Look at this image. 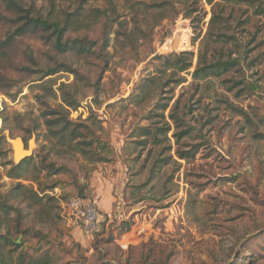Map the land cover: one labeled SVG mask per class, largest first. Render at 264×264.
Listing matches in <instances>:
<instances>
[{"label":"rangeland","instance_id":"rangeland-1","mask_svg":"<svg viewBox=\"0 0 264 264\" xmlns=\"http://www.w3.org/2000/svg\"><path fill=\"white\" fill-rule=\"evenodd\" d=\"M20 1L44 18L78 13L63 41L87 39L95 48L89 56L60 54L39 32L18 38L0 59L5 263L48 254L51 264H264V13L254 14L257 6L264 12V0L220 3L226 22L212 29L220 38H206L208 0ZM191 9L194 22L185 17ZM13 19L0 3V41ZM181 26L188 41L170 52ZM181 52L191 55L157 60ZM200 54L204 65L236 62L227 73L193 80ZM176 63L191 67L177 73ZM52 70L67 72L45 77ZM63 94L79 103L77 113L64 107ZM60 108L92 131V156L49 135L41 114ZM5 132L24 144L35 138L19 179L9 175L15 165ZM97 172L109 181H94ZM101 185L102 204L95 199ZM75 195L97 215L119 198L122 217L111 213L97 234L79 235L64 209Z\"/></svg>","mask_w":264,"mask_h":264},{"label":"trees","instance_id":"trees-1","mask_svg":"<svg viewBox=\"0 0 264 264\" xmlns=\"http://www.w3.org/2000/svg\"><path fill=\"white\" fill-rule=\"evenodd\" d=\"M258 2V3H256ZM0 3L4 6V8L13 15V26L14 30L11 34H9L4 40L0 41V59H4L7 55V50L9 47L21 37H24L29 34L43 33L49 40L54 41V47L60 54H75L77 56H89L92 55L95 48V43L89 41L87 39H65L63 41V37L69 31H74L76 29V25L79 21L81 15L78 13H71L65 15V17L59 21L55 17H42L38 12H34L32 8L25 9L20 0H0ZM220 3L224 4H238L244 3L249 7H253L254 4H260L258 0H219V3H214V0H208V4L211 6V17L208 23V31L207 37L216 36V38H220L221 35H213L212 29L215 24H222V20L226 22L225 19H222L218 9L220 8ZM262 4V3H261ZM259 6L256 7L254 14L256 16L262 15L264 12L262 10H257ZM156 8H162V5L156 6ZM197 12L196 10H189L185 15L187 18H191L194 22L196 19L193 18V14ZM219 13V14H218ZM206 15L203 12L204 16ZM202 16H198L200 19ZM206 38H203L204 42ZM107 46V44L105 45ZM181 48V47H180ZM191 55L189 52H181L179 55L170 54L168 56H158L157 60L164 61L168 63L171 59H175L179 61L181 58H185L186 56ZM236 60L226 61V62H216L210 65H204V57L203 54L199 55L198 66L195 71L192 73L193 80H204L210 76H219L222 72L227 73L228 70L234 66ZM203 66V67H202ZM207 66V67H204ZM191 67V63H183L179 66L176 63L177 73H182L188 70ZM60 72H67L62 70H52L45 75V77L54 76ZM62 102L65 108L71 111H77L79 108V103L72 98H68L65 94L62 96ZM167 109V106L163 107V110ZM65 111L63 108H60L59 111H45L41 114V118L43 119V125L47 129L49 135L53 138H57L59 142H62L65 138L67 139L69 144L74 143V149L81 153L83 156H87L90 154L91 156L94 153H90L87 151L88 147H91L93 143L90 140H86L87 135H90L92 131L86 127L85 125H77L70 122L67 117L69 112ZM173 112L170 114V118H172ZM83 130V131H80ZM144 135L148 134V131L144 129ZM184 153H178V158L180 160L185 159ZM30 158L25 159L21 164L13 166L10 170L9 175L15 176V179H19L21 177V169L24 163H28ZM96 162H105L103 159L97 160ZM49 170L54 169L56 171H64L65 168L60 167L55 169L53 166H48ZM18 189L24 190V187L21 185H17ZM33 196L37 197V194L31 191ZM77 197L86 199L79 195H75ZM74 197V196H71ZM39 198V197H37ZM69 199V198H68ZM67 199V200H68ZM24 200H28V198H24ZM100 224H98V228ZM99 231V230H98ZM97 234V232L95 233ZM12 246H15L12 244ZM17 248V246H16ZM0 264H6L4 259L0 257ZM9 264H51V258L48 254L36 257V258H26V257H17L15 263L11 261Z\"/></svg>","mask_w":264,"mask_h":264},{"label":"built area","instance_id":"built-area-1","mask_svg":"<svg viewBox=\"0 0 264 264\" xmlns=\"http://www.w3.org/2000/svg\"><path fill=\"white\" fill-rule=\"evenodd\" d=\"M64 209L66 217L79 227L84 237L91 238L98 232L97 210L90 201L77 196L70 197L64 204Z\"/></svg>","mask_w":264,"mask_h":264},{"label":"crops","instance_id":"crops-1","mask_svg":"<svg viewBox=\"0 0 264 264\" xmlns=\"http://www.w3.org/2000/svg\"><path fill=\"white\" fill-rule=\"evenodd\" d=\"M108 172H110L109 171V169H108ZM101 179V180H105L106 179V181L108 180L109 181V176L108 177H106V178H104L103 176H102V174L100 173V172H97L95 175H94V177H93V179H94V181H97V179ZM104 187L101 185V187H100V190L99 191H97L96 192V195H95V199L96 200H101L100 201V204H102L103 203V201H102V199H100V197L101 196H103V194H104V189H103ZM112 198V202H110V201H108V203H110L111 204V207H105V204L104 205H102V208H104V211H101V213H102V215H99V213H98V224H100L99 225V227L101 228V227H103V224L106 222L107 224L106 225H108V224H110L111 223V221L109 220L111 217H110V214L112 213L113 214V216L115 217H122L121 215L122 214H120V208H118L119 207V204L117 203V205H116V202L117 201H119V198H114V197H111ZM114 202H115V204H114ZM112 208V209H111ZM112 211H114V212H112ZM104 214H107V216H106V218L103 216ZM99 228V229H100ZM78 232H79V235H81V231H80V229L78 230Z\"/></svg>","mask_w":264,"mask_h":264},{"label":"water","instance_id":"water-1","mask_svg":"<svg viewBox=\"0 0 264 264\" xmlns=\"http://www.w3.org/2000/svg\"><path fill=\"white\" fill-rule=\"evenodd\" d=\"M174 42V40H172ZM174 52V51H171ZM164 55L168 54V52L164 51ZM8 132H5V141L10 145L11 151H12V160L14 162V165L21 164L25 159L31 158L34 154V150L32 147H35V138L34 136L31 137V139L27 142V144H24L23 140L21 138H15L10 139L8 136ZM22 142L21 149H18V152L16 151L15 142Z\"/></svg>","mask_w":264,"mask_h":264},{"label":"bare ground","instance_id":"bare-ground-1","mask_svg":"<svg viewBox=\"0 0 264 264\" xmlns=\"http://www.w3.org/2000/svg\"><path fill=\"white\" fill-rule=\"evenodd\" d=\"M188 36L189 35H188V31L186 30V28L182 27V26L179 27V30L177 31V33H176V35L174 37V42H171V44L169 45L168 48L171 51H177V49L179 47L178 45H181V44H183V43L188 41ZM15 146H16L17 149H21L22 142H19V141L15 142Z\"/></svg>","mask_w":264,"mask_h":264}]
</instances>
